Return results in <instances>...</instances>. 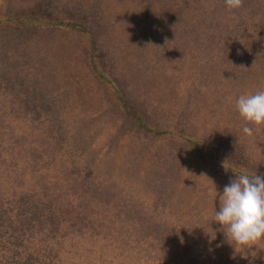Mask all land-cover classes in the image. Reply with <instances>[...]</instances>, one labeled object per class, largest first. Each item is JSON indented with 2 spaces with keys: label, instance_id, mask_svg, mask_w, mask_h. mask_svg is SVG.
Instances as JSON below:
<instances>
[{
  "label": "rangeland",
  "instance_id": "374dc122",
  "mask_svg": "<svg viewBox=\"0 0 264 264\" xmlns=\"http://www.w3.org/2000/svg\"><path fill=\"white\" fill-rule=\"evenodd\" d=\"M260 2L0 0V264H264L213 218L264 175Z\"/></svg>",
  "mask_w": 264,
  "mask_h": 264
},
{
  "label": "clouds",
  "instance_id": "9594fccd",
  "mask_svg": "<svg viewBox=\"0 0 264 264\" xmlns=\"http://www.w3.org/2000/svg\"><path fill=\"white\" fill-rule=\"evenodd\" d=\"M224 2L230 12L243 6V0ZM236 109L244 121L242 131L247 137L264 128V90L240 95ZM219 201L213 218L226 242L243 258L247 259L249 254L256 257L264 246V175L235 174V179L219 195Z\"/></svg>",
  "mask_w": 264,
  "mask_h": 264
},
{
  "label": "trees",
  "instance_id": "16d2710c",
  "mask_svg": "<svg viewBox=\"0 0 264 264\" xmlns=\"http://www.w3.org/2000/svg\"><path fill=\"white\" fill-rule=\"evenodd\" d=\"M243 1H244V2H248L249 4H247V5H246V4H243L241 10L246 11V12H248V13L251 12V7L255 6V7L258 8V6H261V5H262L261 2H260V1H262V0H243ZM248 5H250V6H248ZM244 8L247 9V10H245ZM220 26H221V30H222L223 32L228 31L224 26H222L221 23H220ZM223 32H222V33H223ZM230 33H232V32H229V31H228V34H229V35H230ZM234 34H235V33H234ZM224 35H226V34H224ZM236 35H237V34H236ZM242 42H244V46H246V48H249V46H251L250 44H248V43L246 42V40H242ZM242 42H241V43H242ZM200 45L203 46V45H205V43L201 42Z\"/></svg>",
  "mask_w": 264,
  "mask_h": 264
}]
</instances>
